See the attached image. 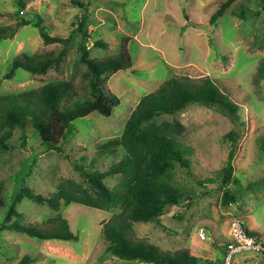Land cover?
Returning a JSON list of instances; mask_svg holds the SVG:
<instances>
[{"label": "rangeland", "instance_id": "374dc122", "mask_svg": "<svg viewBox=\"0 0 264 264\" xmlns=\"http://www.w3.org/2000/svg\"><path fill=\"white\" fill-rule=\"evenodd\" d=\"M222 0H0V25L19 23L17 32L0 40V95L17 93L58 79L72 82L73 93L66 103L90 95L88 68L81 60L79 17H85L90 57L112 55L127 46L132 65L106 72L101 81L120 97L114 112L97 111L69 124L59 140L61 150L48 149L31 124L15 128L10 148L0 149V264H156L125 259L108 250L103 223L119 208H93L61 201L58 208L23 193L24 186L51 195L58 184L72 178L88 185L75 167L104 171L124 153H99L103 140L119 136L139 99L157 89L171 76L210 77L237 104L238 116L215 105L193 102L175 115L159 120H180L184 128L177 135L189 149V167L174 166L173 177L181 184L184 199L167 204L156 219L134 221L131 233L154 244L159 251L175 254L186 249L201 264H219L229 241V224L235 216L264 240V1L234 0L215 23L210 17ZM23 9L22 14L20 10ZM23 15V16H20ZM38 22L50 35L64 41L46 43ZM201 24H208L206 29ZM105 41L102 46L94 43ZM65 48L58 65L45 73L17 68L5 76L12 60L22 54H57ZM236 145L231 179L224 183L223 168L230 149ZM119 174L104 178L109 187ZM229 191L231 196L225 197ZM192 197V200H187ZM11 207L22 213L19 217ZM65 217L76 240L41 239L7 226L16 218L51 228ZM55 221V222H54ZM204 227L209 237L202 239ZM232 264H264V250H246L235 255Z\"/></svg>", "mask_w": 264, "mask_h": 264}, {"label": "trees", "instance_id": "16d2710c", "mask_svg": "<svg viewBox=\"0 0 264 264\" xmlns=\"http://www.w3.org/2000/svg\"><path fill=\"white\" fill-rule=\"evenodd\" d=\"M233 1L222 0L211 15L210 23H215ZM30 22L29 18H24L15 25H0V40L13 36L18 24ZM77 22L74 33L78 36L81 60L88 68L90 95L77 97L72 103L65 104L67 97L73 93L72 82L67 79L46 82L38 88L22 92L0 95V149L10 148L9 139L15 128L25 129L31 124L46 148L61 150L59 140L64 137L71 121L93 111L110 116L120 104V97L107 89L101 77L106 72L126 69L132 65L127 46L123 44L121 50L112 55L90 57L86 45L88 32L85 17H79ZM37 25L44 42L65 40L62 36L50 35L40 22ZM94 43L106 45L102 40ZM64 54L65 48L57 54L16 56L5 76H11L17 68H24L32 73H45L49 67L58 65ZM259 70L264 74V61ZM196 101L215 105L224 112L238 116L237 104L210 77L171 76L157 89L139 99L127 118L121 135L100 143L99 153L115 156L119 146L124 149L117 161L112 162L104 171L88 170L83 165L75 164L88 185L69 178L60 182L56 191L48 196L33 191L30 186H24L23 193L30 198L46 201L53 208H58L61 201L100 209L118 207L119 211L103 223V233L109 242L108 250L122 258L156 264H201L186 249L173 255L165 253L159 251L156 245L137 239L131 233L134 221L156 219L164 212L167 204L181 203L185 197L183 187L173 177L176 163L183 167L190 166L187 157L189 149L177 138L184 125L176 118L159 119L163 115H175ZM235 147L236 145L230 149L223 168L224 183L232 176ZM111 174H119L120 177L113 187H109L104 181ZM224 194L225 197L231 196L227 190ZM187 200H192V197ZM3 203L4 198L0 194V205ZM11 211L22 216L14 207H11ZM48 220L57 222L54 221L53 227L45 228L16 218L6 227L41 239H78V234L71 229L65 217H50ZM248 233L259 236L252 230H248ZM32 260L31 256L25 255L20 264H29Z\"/></svg>", "mask_w": 264, "mask_h": 264}, {"label": "built area", "instance_id": "2783aa9c", "mask_svg": "<svg viewBox=\"0 0 264 264\" xmlns=\"http://www.w3.org/2000/svg\"><path fill=\"white\" fill-rule=\"evenodd\" d=\"M23 11V9L20 10L22 14L24 13ZM248 230L251 229L247 226L244 218L239 216L232 218L229 224L230 239L226 242L222 261L219 264H232L235 255L239 252L246 250H264V240L260 236L249 234ZM199 235L202 239H207L209 237V231L201 227Z\"/></svg>", "mask_w": 264, "mask_h": 264}, {"label": "water", "instance_id": "95a60500", "mask_svg": "<svg viewBox=\"0 0 264 264\" xmlns=\"http://www.w3.org/2000/svg\"><path fill=\"white\" fill-rule=\"evenodd\" d=\"M199 26L202 27V28H204V29H206L208 27V24H201Z\"/></svg>", "mask_w": 264, "mask_h": 264}]
</instances>
